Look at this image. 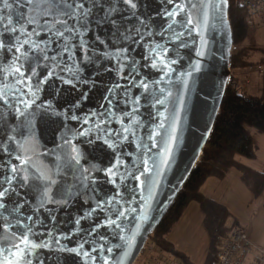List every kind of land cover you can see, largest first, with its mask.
<instances>
[{"label":"snow or ice","instance_id":"obj_1","mask_svg":"<svg viewBox=\"0 0 264 264\" xmlns=\"http://www.w3.org/2000/svg\"><path fill=\"white\" fill-rule=\"evenodd\" d=\"M228 9L0 0V264H125L168 202L191 85L230 53L214 39ZM65 86L77 95L60 103Z\"/></svg>","mask_w":264,"mask_h":264},{"label":"trees","instance_id":"obj_2","mask_svg":"<svg viewBox=\"0 0 264 264\" xmlns=\"http://www.w3.org/2000/svg\"><path fill=\"white\" fill-rule=\"evenodd\" d=\"M229 22L232 28L233 47L230 58L229 81L208 141L192 173L148 239L180 257L184 264H192L176 251L165 237L173 230L182 214L192 202L198 203L203 214V225L208 235L205 264H213L219 244L228 235L226 221L229 209L201 191L210 178L223 179L233 168L241 173L244 183L255 196L264 190V173L239 162L238 157L254 159L257 145L253 130L264 134V96L247 94L233 79L236 69L264 62V47L245 44L250 28L246 24V10L241 0H229ZM262 53V55L259 54Z\"/></svg>","mask_w":264,"mask_h":264},{"label":"water","instance_id":"obj_3","mask_svg":"<svg viewBox=\"0 0 264 264\" xmlns=\"http://www.w3.org/2000/svg\"><path fill=\"white\" fill-rule=\"evenodd\" d=\"M214 39L216 48L230 49V53L226 54L223 59H220L219 55H217L216 59L211 60L210 65L206 63L203 72L197 75L195 81L191 85V89L187 94V103L182 112V142L175 153L173 165L166 174L164 181L165 186L159 197L161 201L167 200L168 202L165 204L162 213L157 214L155 220L148 225L137 238V243L130 253V257L126 259L125 264H135L137 261L146 242L166 214L199 161L214 126L231 74L230 58L233 47L231 25L224 39H221L219 34L215 35ZM222 81L224 82L223 87L220 88L222 95H217V89ZM97 83L98 86L96 88L90 90L86 89L89 91V99L82 105L84 111L96 107L98 97L102 91V85L99 82ZM76 95V92H71L67 89V86H65V91L59 98V101L60 103L71 101ZM213 109H215V111H213ZM209 128L211 129L210 132L208 131ZM44 135L46 140H51L50 129L46 130Z\"/></svg>","mask_w":264,"mask_h":264},{"label":"crops","instance_id":"obj_4","mask_svg":"<svg viewBox=\"0 0 264 264\" xmlns=\"http://www.w3.org/2000/svg\"><path fill=\"white\" fill-rule=\"evenodd\" d=\"M264 73L250 71L248 68L236 69L233 73V79L249 95L264 96V91L256 88L254 80ZM254 137V131H253ZM262 142L257 145L256 157L248 159L238 157L237 159L247 167L264 173V138L260 137ZM202 193L210 199L225 205L231 216L226 221V227L236 224L246 230L255 244L264 248V190L258 196H255L251 189L244 183L239 170L231 169L223 179L210 178L201 187ZM203 225V214L196 202L188 205L181 218L173 230L165 237L176 251L183 253L189 261L192 262L191 254L183 246V241L193 243L199 228ZM198 228V230H196ZM184 238L182 240V237ZM208 250V235H207ZM206 259V258H205ZM143 264L140 260L135 264Z\"/></svg>","mask_w":264,"mask_h":264},{"label":"built area","instance_id":"obj_5","mask_svg":"<svg viewBox=\"0 0 264 264\" xmlns=\"http://www.w3.org/2000/svg\"><path fill=\"white\" fill-rule=\"evenodd\" d=\"M246 10V24L250 28L264 27V0H241ZM264 73V62L250 67V71ZM143 264H184L175 254L147 241L137 261ZM214 264H264V248L252 242L248 232L236 224L228 227V235L215 252Z\"/></svg>","mask_w":264,"mask_h":264},{"label":"rangeland","instance_id":"obj_6","mask_svg":"<svg viewBox=\"0 0 264 264\" xmlns=\"http://www.w3.org/2000/svg\"><path fill=\"white\" fill-rule=\"evenodd\" d=\"M245 44L252 45V46L256 45L258 47H264V27L260 29L258 28L249 29ZM259 54L262 55L261 52H259ZM254 66L255 65L249 66L247 68L250 69V67H254ZM230 73L232 72L230 71ZM254 83L256 84L255 85L256 88L258 87L260 90L264 91V74H262V76H258L254 80ZM253 131H254L255 143L260 144L262 142L260 137L264 138V134L256 130H253ZM196 230H198V228ZM183 238H184V235L182 237V240ZM194 239L195 240L193 241V243L192 242L186 243L185 241H183V246H185L190 252L191 259L194 264H205V260H206L205 258L207 256V234L205 233L202 227L199 228V232L197 233ZM214 262H215V259H214Z\"/></svg>","mask_w":264,"mask_h":264}]
</instances>
